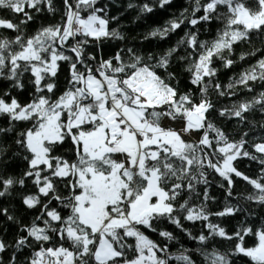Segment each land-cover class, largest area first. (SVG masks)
Here are the masks:
<instances>
[{"label": "snow or ice", "instance_id": "1", "mask_svg": "<svg viewBox=\"0 0 264 264\" xmlns=\"http://www.w3.org/2000/svg\"><path fill=\"white\" fill-rule=\"evenodd\" d=\"M113 2L0 0V264H264V0H187L152 51Z\"/></svg>", "mask_w": 264, "mask_h": 264}, {"label": "trees", "instance_id": "2", "mask_svg": "<svg viewBox=\"0 0 264 264\" xmlns=\"http://www.w3.org/2000/svg\"><path fill=\"white\" fill-rule=\"evenodd\" d=\"M128 0H114V2L110 5L111 11L110 15H117L120 17L119 24L117 25L115 22L112 24V27H118L119 30L125 35L126 41L130 44H135L137 48H140L144 51H152L156 50L158 48L167 47L170 45L179 35H182V30L178 31L177 34L170 37L168 40L165 41H158L155 39L152 40H143L144 34H146L152 27H155L157 25L163 24L164 21L169 19V17L173 14H179L183 8L187 7V0H172V4L168 6L166 9L161 10L157 9L154 13L146 15L142 19H136L137 13L133 10H126V4ZM134 2H139V0H134ZM33 28L35 25L32 26ZM201 31L203 32V28H201ZM202 39L208 38L207 34H204L201 36ZM125 42L120 41H110L107 42V44L104 47V53L105 56L111 55L115 50H117L118 47H123V44ZM91 50V49H90ZM241 50H248L246 45H237L236 51L239 53ZM217 67H220L219 62H217ZM241 65L237 64L232 69H223L221 68V71L219 73V80L223 84H227L228 79L230 76L233 75V73H236L240 70ZM61 80H63V74L61 75ZM215 99V97H213ZM223 103H227V100H223ZM216 114L213 113V116ZM256 119H260L259 116L256 117ZM229 130L235 127L234 124H230ZM239 138V137H237ZM248 165V161L244 160L240 162V169L243 171L246 169V166ZM22 167V165H20ZM252 168H255V165H252ZM17 171H19V167L16 168ZM219 178H216L215 182L213 183L212 188L210 189V192L212 195H214L217 200L215 204H210V208L212 211L220 210L221 205L223 204L224 199V189L219 188L217 185L219 184ZM246 186L243 184V182L237 180L236 183V191H244ZM250 190V189H249ZM16 207L19 209L20 215H23L24 208L20 204L19 200L14 202ZM247 207V205H246ZM252 208L254 211L259 214V216L264 217V210L260 209L256 205H252ZM31 213L28 214V216L24 217L25 222L30 218ZM243 219L242 216H237L235 218L232 217H225L222 218L221 222L222 226L226 227L229 231L233 230L236 224L239 220ZM186 227H191V225L186 223ZM169 230H172L171 227H169ZM14 231L13 229H10L9 235ZM149 235L153 239H157V237L149 233ZM247 245L251 246L253 241L251 238H246ZM187 246H194L193 242H188ZM235 264H249V261L247 258L239 257L236 259Z\"/></svg>", "mask_w": 264, "mask_h": 264}]
</instances>
